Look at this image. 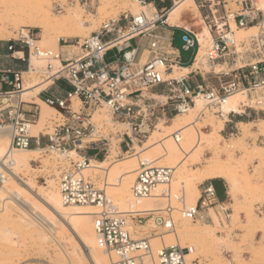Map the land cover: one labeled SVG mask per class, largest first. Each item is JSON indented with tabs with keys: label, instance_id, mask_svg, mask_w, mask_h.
<instances>
[{
	"label": "built area",
	"instance_id": "obj_1",
	"mask_svg": "<svg viewBox=\"0 0 264 264\" xmlns=\"http://www.w3.org/2000/svg\"><path fill=\"white\" fill-rule=\"evenodd\" d=\"M133 1L141 8L151 7L153 12L123 14L119 19L103 23L82 44L68 46L77 49L69 50L68 58L43 51L29 30H21L7 50L13 57L18 46L30 57L46 61V68L40 73L50 84L36 98L52 108L55 115L47 120L44 130L31 134V127L40 121V105L23 98L27 83L25 71L4 67L0 58V132H10L13 150L34 148L59 157L57 187L62 203L97 209L93 233L110 264H188L187 249L173 246L154 250L149 240L135 238L129 229V223L142 227L152 221L173 231L171 207L160 212H137L134 208L144 199L171 198L172 169L141 163L130 188L131 203L127 212H121L107 195L103 188L108 186L107 178L103 177L100 188L88 170L91 161H101L110 152L111 138L101 132L103 126H126L127 130L115 133L119 147H125L119 154L122 156L131 154L134 143L142 145L149 138L159 123V114H186L198 98L204 103V111L220 118H223V105L235 94L244 97L246 94L251 99L248 102L254 105L244 102L240 106L241 114L248 109L255 114L262 111L255 107L264 105V8H257V0H235L234 10L226 7L227 0H194L199 9L206 10L201 19L211 40L200 56L199 38L184 28L180 50L193 51L194 56L188 64H183L179 50L162 33L169 27V10L181 0H170V8L159 10L158 5L164 4V0ZM231 22L235 30L255 27L258 32L237 40ZM135 39L138 43L149 40L150 59L144 63L135 59L137 49L130 45ZM112 50L119 54L115 64L104 61ZM53 59L58 61L57 66L51 64ZM174 67L185 73L173 77ZM30 69L28 64L26 71ZM60 81L70 87L62 95L51 90ZM158 87L164 89L158 93L155 91ZM103 110L111 123L104 121L99 127L93 115ZM181 189L180 186V196ZM219 204L214 190L206 188L195 206H184L182 216L193 222L202 220V211L217 208Z\"/></svg>",
	"mask_w": 264,
	"mask_h": 264
},
{
	"label": "rangeland",
	"instance_id": "obj_2",
	"mask_svg": "<svg viewBox=\"0 0 264 264\" xmlns=\"http://www.w3.org/2000/svg\"><path fill=\"white\" fill-rule=\"evenodd\" d=\"M165 1L168 7L172 6L170 0ZM234 1L227 0L228 8L232 10L236 9ZM259 1L264 3V0H257V3ZM14 4L21 5L24 8L23 13L19 14L12 11L11 6ZM196 4L198 6L197 2ZM133 9L136 11V14H139L141 11L149 13V9L150 13L153 12L152 8H141L133 0H0V32L2 34L0 45L2 44L5 47L8 43L16 40L21 30H29L37 40L41 41L42 45L38 44V46L43 51H50L56 56L62 47H66V50H77L76 48H68V46H76L78 42L82 44L83 40L89 37L90 34L96 32L103 23L109 20L119 19L123 14H131ZM199 10L197 11L196 7L187 9L183 12L181 22L201 23V15L203 17L206 14V10ZM44 12L49 13L52 21L59 19L60 21H64L68 17L76 15L78 19L86 24L87 31L76 26L70 29L72 34L71 38H62L60 40L57 37L60 31L58 28H52L44 35L42 30L36 24L32 23L31 19L33 14L41 16ZM177 23H179V19L172 24ZM231 26L237 40H242L258 32L255 28L247 34H242L239 31L245 29L235 30L232 22ZM199 29V31H202L207 28L202 25ZM88 31L91 33L87 34L86 32ZM179 37L177 32L175 35V46L180 49L181 42ZM207 37L205 39H203L204 37L202 38V41L205 42H202L203 48H201L200 56L210 44L209 40L211 38H209V35ZM136 43L137 39L130 42V45L135 46ZM112 53L111 51L105 55V62H109L112 58ZM17 56L21 57L20 54ZM182 56L184 61H187L191 56V51H182ZM24 60L22 64L27 68V65L30 64V56L27 52H25ZM51 64L54 66L58 65L55 62H51ZM32 65L39 73L24 76L27 81L26 86L34 85L45 80V77L40 72L46 68V61L39 60ZM184 73L185 71L179 72L174 69L172 76L178 77ZM62 88L64 89V87ZM62 88L61 90H63ZM251 95L254 96L256 94ZM246 96H241L240 105L238 106L239 111H241L240 106L244 102L254 107L253 102H248L251 99ZM31 100L37 102L42 111L47 112L49 115L48 119L55 115L54 111L48 110V107L37 98L26 99V101ZM197 100L201 99L198 98ZM196 101L194 108L187 114L179 115L167 123L160 120L157 127L149 135L150 137L152 133L158 132V129H160L159 133L164 135L166 132H171L176 128L174 123L188 122L193 124L195 121V125L204 134L198 155L189 159L185 168L181 167L174 170L170 204L174 208L172 216L175 227L179 230H198L204 225L209 227V233H206L203 239L200 238L194 241L195 253L191 259L192 264H264V226L260 225L261 219H264V185H262L264 184V137L260 135L261 133L258 130L259 120H264V113H262V111L264 112V105L259 106V108L255 107L256 109L262 110L257 111V115H255L252 109L246 110V115L242 118L245 119V123L239 125L235 130H230L229 127H224L225 122L228 119H231L233 122L237 121L240 119L237 114L231 118L229 114L222 110L224 118H220L213 112L204 111V103L202 100L200 106L196 107ZM75 106H78V104L76 103ZM106 115L108 116L105 110L97 112L93 115V121L101 127L102 120L106 118ZM47 120L41 126L40 130H44ZM108 127H114L116 130L121 131L127 130L126 126L108 125ZM108 127L103 126L101 129L102 133L105 135L109 134L111 138L109 154L103 160L97 161V164L101 165H108L129 156H119L121 154L119 138L115 134H110ZM196 141V138H194L191 145H195ZM182 157L183 155L180 154L173 161L163 160L151 165L170 168L180 162ZM60 163L61 161L57 157L48 153H40L31 157L29 164L32 167V171L29 170L25 176V179H29L33 184V190L29 192L35 194L38 186H42L45 188V194L57 193ZM138 167L139 164L137 162L136 171L131 177V184L128 187L129 195L130 188L136 178ZM219 169L225 171L224 178L228 183V195H224L225 198H223V201L217 208L208 211L204 210L207 212L208 220H197L195 222L184 220L180 214L181 203L174 198V196H180V186H185L183 189L185 196L190 198L196 197L197 199L199 196L197 185L204 180V178H199L198 176L203 173L205 174L207 171H216ZM88 174L101 188L102 179L105 175L97 172H90ZM116 177L114 180L111 179V183H117ZM188 184H194L195 188L187 194L186 189ZM105 191L109 196L107 190ZM217 193L220 194L221 192L217 190ZM130 200L129 203H131ZM164 201L165 205L163 206L166 207L168 201L166 199ZM114 202L116 205H119L117 200H114ZM7 205L9 206V203ZM192 206H195V203L187 204V207ZM220 208H223L225 211H221ZM127 210L129 209L127 208ZM12 214L10 225H18V214ZM132 229L136 232L135 238L146 240L151 236L167 231L162 227L156 226L152 221L145 223L142 227H133ZM56 239L57 242L59 241L58 243L52 242L43 245L39 244L38 246L27 245L24 248L17 249V254H12V251L16 249L5 247L3 249L5 251L3 261L6 264H69L64 260L63 256L64 253L72 254L74 247L81 252L82 245L80 244L78 236L72 231L68 234L60 231L56 233ZM184 243V247L182 248H187L193 242L186 239ZM150 244L154 250H157L154 244ZM89 264L93 263L89 261Z\"/></svg>",
	"mask_w": 264,
	"mask_h": 264
},
{
	"label": "bare ground",
	"instance_id": "obj_3",
	"mask_svg": "<svg viewBox=\"0 0 264 264\" xmlns=\"http://www.w3.org/2000/svg\"><path fill=\"white\" fill-rule=\"evenodd\" d=\"M194 7L195 2L193 0H181L176 2L169 13L170 19L168 22L172 24L180 17L183 12ZM257 8L260 10L263 9L264 3L259 1V3H257ZM11 9L12 11L19 14L23 13L24 11V8L17 4L12 5ZM131 14L134 16L137 15L134 9L132 10ZM31 19L32 23L36 24L42 30L44 35L47 34L52 28H58L60 30L59 35L57 36L59 40L62 38H71L72 34L70 29L73 27L78 26L81 29H87L86 24L78 19L76 15L68 17L64 21H60V19L52 21L49 13L44 12V14L41 16H36L33 14ZM253 29H255V27L240 30L239 32L242 34H247ZM206 31H204L202 34L208 36L209 33ZM86 33L89 34L91 32L88 31ZM1 37L2 34L0 32V38ZM205 38L208 37H204L203 39ZM209 38H211V36ZM199 42L201 48H203L202 42L205 41L199 40ZM36 44H41V41L37 40ZM19 54L21 57L23 56L22 53H18L17 55ZM38 61L39 59L33 56L30 57L31 69L30 71L24 72L25 76L36 74V72H38V70L33 68L32 65ZM52 62L58 63L56 59H53ZM174 69L178 71L176 67H174ZM49 84V81H41L40 83L26 86L25 92L23 93L24 100L32 99L34 97L36 98V94L46 88ZM241 96V94H235L231 96L223 105L222 110H224L227 114L230 112L239 114L240 111L238 106L240 105ZM196 102V107L200 106L201 100H197ZM48 110L54 111L49 107ZM48 117L49 115L47 112L41 110L40 121L38 124L31 127L32 135H36L40 131L41 126L44 125V122L48 119ZM102 121H106L107 124L111 123L110 117L107 115ZM195 123L196 121L193 124L188 122L174 123L176 128L171 132H166L164 135L159 133L160 129H158V132L152 133V135L142 145L134 143L132 147L133 153L126 154L129 155L128 157L114 161L108 165H101L97 164V161H91V168L88 170V172L103 173L107 178V181L110 180V182H108V186L103 188L107 190L110 198L119 202V205H117L119 210H121V212H127V208L129 209L130 205L129 200L131 199L128 187L131 184V177L136 171L137 162L140 165L141 163H159L163 160L173 161L177 159L180 154H182L183 157L180 162L174 164V166L170 167V169H172L174 172L175 169H179L181 167L185 168L189 159L198 155L203 140L202 136H204L203 132L198 129ZM110 128L111 127H109V131L112 134H115L116 128ZM258 130L261 133L260 135L264 137V120H259ZM194 138H196L197 141L195 145H191ZM40 153L41 152L39 149L34 148L13 150L11 147L10 132L7 130L0 132V264H6L3 261V257L5 256V251L3 249L5 247L16 249L12 251V254H17V249L24 248L30 244L33 246H38L39 244L43 245L52 242L58 243L59 241L57 242L56 233L60 231H62L64 234H68L71 231L74 232L78 236L80 244L82 245V249L80 248L81 252L74 247V250L72 249V254L68 253V255L67 253H64L63 257L67 263L89 264L90 261L93 264H110L107 256H105V254L98 247L93 233V217L96 214L97 209L93 207L66 206L62 203L59 191L57 193L45 194V188L42 186H38V190L35 192V194H31L29 192L33 190V184L29 181V179H25V176L29 170L32 171L29 161L31 157ZM52 155L59 158L56 154ZM255 158L257 159V157ZM224 173L225 171H223V169L216 171L210 170L205 174H200L198 177L204 179H214L217 177L224 178ZM115 177L117 183H114L113 181V183H111V179L114 180ZM182 187L184 189L185 186L182 185ZM194 188V184H188L186 193H190V191L194 190ZM177 196H174V198L181 203V210L184 208V206L187 207V204H194L197 200L196 197L190 198L185 196L184 190L181 192L182 199L181 196ZM171 198L167 200L168 205L166 207L163 206L165 205V198L152 197L142 200L134 208H137V212H160L167 207H171ZM7 203H9V206ZM171 208L173 214L174 208ZM181 210L180 214L183 218ZM12 213L18 214V225H10V218L13 215ZM183 219L186 220L185 218ZM260 225L264 226L263 218L260 221ZM131 227L133 228L137 226L129 223V229L132 231L133 229ZM58 229H60V231L57 232ZM132 232L136 237V232H134V230ZM206 233H209V227L206 225L200 227L198 230H179L174 227L173 231H165L162 234H156L149 237L148 240L150 243L156 246L157 250L173 246L182 248L184 247L185 240H190V242L193 243L184 249H187L188 251L186 254V260L188 261V264H192L191 259L195 253L194 241L200 238L203 239L204 236H206Z\"/></svg>",
	"mask_w": 264,
	"mask_h": 264
},
{
	"label": "crops",
	"instance_id": "obj_4",
	"mask_svg": "<svg viewBox=\"0 0 264 264\" xmlns=\"http://www.w3.org/2000/svg\"><path fill=\"white\" fill-rule=\"evenodd\" d=\"M194 1V0H193ZM195 2V1H194ZM174 6V5H173ZM172 6V8H173ZM195 7L197 9V11L199 10L196 2H195ZM226 7H229L228 4H226ZM162 9V8H170L168 7V5L166 4V1L164 0V4H161V5H158V10L159 9ZM171 8V9H172ZM171 9L169 10V13L171 11ZM200 11V10H199ZM183 14L182 13L180 15V17L178 18L179 19V23L177 24H171L169 23V19H170V14H169V17H168V20H167V23L169 25V27L165 28L162 33L163 35L165 36V38L167 39H170L172 40V43H173V46L174 48L178 49L179 50V55H180V59L182 61L183 64H188L191 59L193 58L194 56V52L191 51V56L190 58L187 60V61H184L183 59V56H182V51L177 48L175 46V35L176 33L178 32L179 34V38H180V42H181V35L183 34V29H188L190 30L192 33H194L195 35H197V37L199 38L200 41H202L203 37H207L206 35L202 34L204 33V31H206L205 29L203 31H199V27H201L202 25L204 26V23L202 22V19L201 20V23H198V22H191V23H187V22H181L182 18H183ZM201 25V26H200ZM208 32V30H207ZM209 33V32H208ZM204 36H202V35ZM210 35V33H209ZM201 36V37H200ZM202 39V40H201ZM148 39H143L141 40L140 43H138V40H137V43L135 46H131L132 48H136V56H135V59L141 63H144L146 61H148L150 59V54L147 50L148 48ZM9 44H7L5 47L1 44L0 45V58H1V63L4 67H15L21 71H26V66L24 64H22L23 62L21 61L22 58L25 57V52L26 51H22L18 46H15V54L13 55V57L11 56V54L8 52L7 50V47H8ZM181 45H182V42H181ZM111 52V51H109ZM112 58L109 60L108 63H113L115 64L116 62V58L119 56V54L116 52V50H112ZM189 52V51H188ZM18 53H22V57H19L17 56ZM59 54H61V56H63L64 58H68L70 57V52L69 50H66L65 48H62V49H59ZM107 63V62H106ZM180 72V70H178ZM198 80V78H197ZM64 87L63 90H61V88ZM70 89V87H68L66 85V83L64 81H60V82H57L56 85L54 87H52V91L62 95L63 94V91L64 90H68ZM164 88L163 87H158L156 88V92H161ZM41 109V107H40ZM42 110V109H41ZM230 113H234V112H230ZM229 114V113H228ZM235 113L233 115H229L232 117H234ZM246 113L245 114H237V116L240 118L238 119L237 121L233 122L231 119H228L227 122H225V126L224 127H229L230 130H235L238 128L239 125H241L242 123L244 124L245 123V119H242L243 117H245ZM257 115V113L255 114ZM177 116L174 115V113L172 112H169L167 116L165 115H162V114H159V122L160 120L164 121L165 123L169 122V120H173V118H175ZM120 152L122 154L123 150H125V148L123 146L120 147ZM206 188H212L214 190V192H216V197H217V200L219 203H221L223 201V198L224 195H228V183H227V180L223 177H217V178H214V179H204L202 182H200L198 185H197V191L199 193V196L195 202V204L198 202V199L200 197V195L202 194L203 190L206 189ZM217 190H219V192H221L220 194L217 193ZM201 216H202V220H208V216H207V212L205 211H202L201 212Z\"/></svg>",
	"mask_w": 264,
	"mask_h": 264
},
{
	"label": "trees",
	"instance_id": "obj_5",
	"mask_svg": "<svg viewBox=\"0 0 264 264\" xmlns=\"http://www.w3.org/2000/svg\"><path fill=\"white\" fill-rule=\"evenodd\" d=\"M9 45L11 44V43H8Z\"/></svg>",
	"mask_w": 264,
	"mask_h": 264
}]
</instances>
